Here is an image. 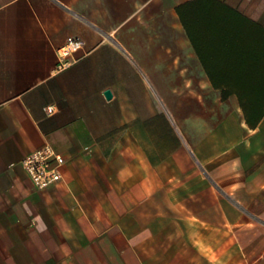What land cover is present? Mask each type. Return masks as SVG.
I'll list each match as a JSON object with an SVG mask.
<instances>
[{"label": "crops", "instance_id": "0c3cea01", "mask_svg": "<svg viewBox=\"0 0 264 264\" xmlns=\"http://www.w3.org/2000/svg\"><path fill=\"white\" fill-rule=\"evenodd\" d=\"M0 264H264V0H0Z\"/></svg>", "mask_w": 264, "mask_h": 264}, {"label": "built area", "instance_id": "2783aa9c", "mask_svg": "<svg viewBox=\"0 0 264 264\" xmlns=\"http://www.w3.org/2000/svg\"><path fill=\"white\" fill-rule=\"evenodd\" d=\"M85 42L76 36L68 37L66 43L58 51V68L60 70L69 67L83 50ZM49 114L55 112L54 106L47 108ZM23 165L29 178L38 189H47L57 184L63 177L62 167L65 157L52 146L45 145L23 158Z\"/></svg>", "mask_w": 264, "mask_h": 264}, {"label": "water", "instance_id": "95a60500", "mask_svg": "<svg viewBox=\"0 0 264 264\" xmlns=\"http://www.w3.org/2000/svg\"><path fill=\"white\" fill-rule=\"evenodd\" d=\"M105 95L107 96V98H111L112 97V93L109 90L105 92Z\"/></svg>", "mask_w": 264, "mask_h": 264}]
</instances>
